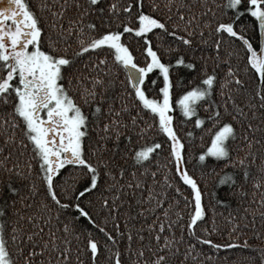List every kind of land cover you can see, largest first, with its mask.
<instances>
[{
    "label": "snow or ice",
    "instance_id": "6c2138e0",
    "mask_svg": "<svg viewBox=\"0 0 264 264\" xmlns=\"http://www.w3.org/2000/svg\"><path fill=\"white\" fill-rule=\"evenodd\" d=\"M0 264H264V0H0Z\"/></svg>",
    "mask_w": 264,
    "mask_h": 264
},
{
    "label": "trees",
    "instance_id": "16d2710c",
    "mask_svg": "<svg viewBox=\"0 0 264 264\" xmlns=\"http://www.w3.org/2000/svg\"><path fill=\"white\" fill-rule=\"evenodd\" d=\"M137 55L139 57V53H137ZM140 60L142 62L143 58L140 57ZM178 92H179V89H177L176 90V93H174L173 102H174V100L176 98V94H178ZM209 143H210V138H209L208 135H205L203 137V140H201L200 137H199V134H197V139L195 140L194 144L192 145V148L195 150L196 154H198L200 151L205 150L206 147H207V145ZM189 168L192 169L195 172V169L192 168V165L191 164L189 165ZM196 175L198 176L199 173L196 172ZM217 191H218V189L217 188H213L212 182L210 181L207 189H205V203L206 204H209L210 203L211 194L213 192H217ZM219 194L220 195H223V186L219 190ZM220 211H223L224 212V215L226 216L228 209L227 208H224V209L218 208L217 209V212L219 213ZM221 223H222V221H221ZM213 239L214 240H220L222 238L219 235H215V236H213ZM223 239H227V237L224 236Z\"/></svg>",
    "mask_w": 264,
    "mask_h": 264
}]
</instances>
